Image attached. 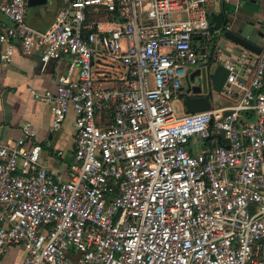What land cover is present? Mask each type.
<instances>
[{
    "label": "built area",
    "instance_id": "obj_1",
    "mask_svg": "<svg viewBox=\"0 0 264 264\" xmlns=\"http://www.w3.org/2000/svg\"><path fill=\"white\" fill-rule=\"evenodd\" d=\"M60 1L42 33L26 0H0L3 63L17 46L69 59L53 91L27 93L52 132L72 112L75 135L64 174L40 162L29 122L0 140V258L18 246L22 264H264V47L248 82L226 65L229 106L177 116L193 39H212L207 0ZM98 56L125 69L116 86L94 78Z\"/></svg>",
    "mask_w": 264,
    "mask_h": 264
},
{
    "label": "crops",
    "instance_id": "obj_2",
    "mask_svg": "<svg viewBox=\"0 0 264 264\" xmlns=\"http://www.w3.org/2000/svg\"><path fill=\"white\" fill-rule=\"evenodd\" d=\"M56 4H58V0H50L47 1L45 7L26 10L25 19L33 27L45 29L55 17ZM205 10L208 14L211 31L219 30L223 21L227 20L230 29L247 28L251 34L250 41L261 50L264 47V0H207ZM7 25L6 18L0 13V32ZM193 47L200 55L197 67L205 66L208 56L206 41L195 37ZM1 50L0 45V53ZM68 64L69 59L64 57L42 65L38 50L30 55H23L18 46L10 63H3L0 60V140H16L21 134V125L24 122H29L36 135L35 142L42 148L40 162L50 171L61 174L67 171L73 159L75 135L72 122L74 114L69 112L60 129L52 132V114L49 106L35 101L27 93V89L34 88L40 92L53 91L58 78L66 73ZM252 71L253 67L251 69L247 67L244 70L241 68L239 73L245 77V82H248ZM124 74L125 72L113 80H110V77L105 74L106 78L100 83V86L103 88L116 86ZM75 78L76 74L73 76V79ZM96 78L98 80L100 77ZM239 96L237 93L235 98L237 99ZM214 99L219 102L216 107L231 104L221 93L212 94L211 100ZM178 101L182 102L184 111L183 100ZM58 152H61L62 155L59 156ZM24 257L25 251L21 247L13 246L0 258V264H22Z\"/></svg>",
    "mask_w": 264,
    "mask_h": 264
},
{
    "label": "water",
    "instance_id": "obj_3",
    "mask_svg": "<svg viewBox=\"0 0 264 264\" xmlns=\"http://www.w3.org/2000/svg\"><path fill=\"white\" fill-rule=\"evenodd\" d=\"M26 5V10L42 8L47 5V0H26ZM60 7L61 1L58 0L54 9L55 16ZM54 20L55 17L45 29H38L25 19L28 27L42 33L49 29ZM250 36L245 27L230 29L227 20L223 21L219 30L212 33V39L206 42L208 56L205 66L196 67L195 70L188 72L185 78L182 87L185 113H200L211 109L212 94L221 93L229 75L227 64L235 65L238 70L253 67V56L258 55L261 49L250 41Z\"/></svg>",
    "mask_w": 264,
    "mask_h": 264
},
{
    "label": "rangeland",
    "instance_id": "obj_4",
    "mask_svg": "<svg viewBox=\"0 0 264 264\" xmlns=\"http://www.w3.org/2000/svg\"><path fill=\"white\" fill-rule=\"evenodd\" d=\"M92 72H93V76L94 78L96 77H101L105 74L108 75V77H110V80H113L115 77L120 76L121 74H123L125 72V69L120 65V63L115 62V61H110L106 58H102L100 56H98L96 58V63L94 64V66L92 67ZM97 79V78H96ZM218 100L214 99L212 101V105L213 107L218 106ZM175 114L177 116H182L184 115V111L182 108V102L181 101H174L172 103Z\"/></svg>",
    "mask_w": 264,
    "mask_h": 264
},
{
    "label": "trees",
    "instance_id": "obj_5",
    "mask_svg": "<svg viewBox=\"0 0 264 264\" xmlns=\"http://www.w3.org/2000/svg\"><path fill=\"white\" fill-rule=\"evenodd\" d=\"M110 18H111L110 14L101 13V15H100L99 17H95L94 19H97V20H106V19H110ZM91 19H92V18H89V19H88V22H89ZM212 33H213V31H212ZM102 120H105V121H107V122H110V116H109L108 114H106V115L102 118Z\"/></svg>",
    "mask_w": 264,
    "mask_h": 264
}]
</instances>
